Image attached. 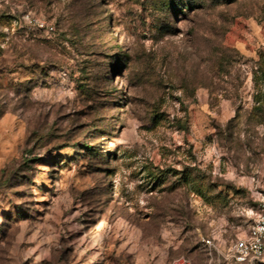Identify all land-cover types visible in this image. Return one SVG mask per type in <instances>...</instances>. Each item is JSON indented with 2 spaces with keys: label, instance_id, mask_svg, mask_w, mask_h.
<instances>
[{
  "label": "rangeland",
  "instance_id": "374dc122",
  "mask_svg": "<svg viewBox=\"0 0 264 264\" xmlns=\"http://www.w3.org/2000/svg\"><path fill=\"white\" fill-rule=\"evenodd\" d=\"M263 69L264 0H0V264H237Z\"/></svg>",
  "mask_w": 264,
  "mask_h": 264
},
{
  "label": "built area",
  "instance_id": "2783aa9c",
  "mask_svg": "<svg viewBox=\"0 0 264 264\" xmlns=\"http://www.w3.org/2000/svg\"><path fill=\"white\" fill-rule=\"evenodd\" d=\"M205 245L213 258L214 254H221L213 240H205ZM226 260L233 259L237 264H264V191L261 196L260 210L255 216L249 234L238 239L233 244L230 255ZM174 264H191L186 258L177 260Z\"/></svg>",
  "mask_w": 264,
  "mask_h": 264
},
{
  "label": "trees",
  "instance_id": "16d2710c",
  "mask_svg": "<svg viewBox=\"0 0 264 264\" xmlns=\"http://www.w3.org/2000/svg\"><path fill=\"white\" fill-rule=\"evenodd\" d=\"M229 1L234 2L236 0H229ZM261 74H262V79H263V84H264V69L261 71ZM261 107H263V105Z\"/></svg>",
  "mask_w": 264,
  "mask_h": 264
}]
</instances>
